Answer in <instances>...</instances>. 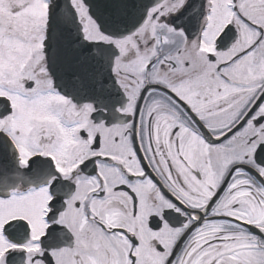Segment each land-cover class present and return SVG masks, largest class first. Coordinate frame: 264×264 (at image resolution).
Segmentation results:
<instances>
[{
    "label": "snow or ice",
    "instance_id": "obj_1",
    "mask_svg": "<svg viewBox=\"0 0 264 264\" xmlns=\"http://www.w3.org/2000/svg\"><path fill=\"white\" fill-rule=\"evenodd\" d=\"M0 264H264V0H0Z\"/></svg>",
    "mask_w": 264,
    "mask_h": 264
}]
</instances>
